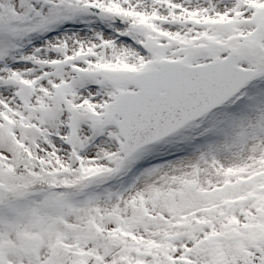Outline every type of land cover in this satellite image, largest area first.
<instances>
[{
    "label": "snow or ice",
    "instance_id": "snow-or-ice-1",
    "mask_svg": "<svg viewBox=\"0 0 264 264\" xmlns=\"http://www.w3.org/2000/svg\"><path fill=\"white\" fill-rule=\"evenodd\" d=\"M0 264H264V0H0Z\"/></svg>",
    "mask_w": 264,
    "mask_h": 264
}]
</instances>
